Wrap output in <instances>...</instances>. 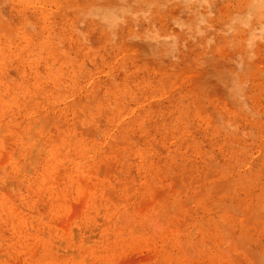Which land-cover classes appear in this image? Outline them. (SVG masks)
Masks as SVG:
<instances>
[{
  "label": "rangeland",
  "instance_id": "374dc122",
  "mask_svg": "<svg viewBox=\"0 0 264 264\" xmlns=\"http://www.w3.org/2000/svg\"><path fill=\"white\" fill-rule=\"evenodd\" d=\"M0 264H264V0H0Z\"/></svg>",
  "mask_w": 264,
  "mask_h": 264
}]
</instances>
